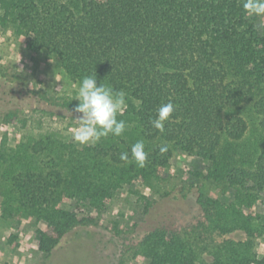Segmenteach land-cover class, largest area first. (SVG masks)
<instances>
[{
    "label": "trees",
    "instance_id": "16d2710c",
    "mask_svg": "<svg viewBox=\"0 0 264 264\" xmlns=\"http://www.w3.org/2000/svg\"><path fill=\"white\" fill-rule=\"evenodd\" d=\"M0 28L24 37L28 51L56 57L78 85L96 74L98 85L123 90L128 105L118 115L125 134L95 146L79 148L56 132L25 136L15 147L3 143L4 224L16 234L30 225L35 247L49 259L70 233L102 226L121 189L164 180L180 152L196 179L226 187L228 201L198 193L178 226L153 225L138 239L115 227L108 229L113 243L98 244L115 247L118 264L137 257L146 264H264L256 250L264 236V25L246 15L242 0H0ZM168 102L176 110L160 132L151 121ZM78 103L55 102L68 111ZM141 140L143 168L131 159ZM124 152L129 162L120 159ZM166 202L183 218V203ZM237 230L245 239L217 238ZM16 234L7 241L13 250Z\"/></svg>",
    "mask_w": 264,
    "mask_h": 264
},
{
    "label": "rangeland",
    "instance_id": "374dc122",
    "mask_svg": "<svg viewBox=\"0 0 264 264\" xmlns=\"http://www.w3.org/2000/svg\"><path fill=\"white\" fill-rule=\"evenodd\" d=\"M257 18L258 23L264 25V17ZM3 85L19 95L14 96L11 93L8 99L0 98V147L3 143L15 147L25 136H38L48 132L60 133L70 142H74L72 130L78 126L74 119L80 114L65 110L55 102L64 98L74 99L79 85L69 78L56 57L28 51L24 37L0 28V87ZM50 112L56 115L51 116ZM205 167L206 163L202 162L198 169L203 170ZM191 169L190 158L180 152L175 153L164 180L152 186L138 185L136 188L121 189L101 216L102 226L90 228L85 235L82 230L70 233L49 259L35 247L30 225H26L16 234L13 228L0 219V264H118L115 256L117 249L98 244L99 241L107 243L109 240L113 243L109 231L115 227L125 230L127 236L138 239L153 225L176 227L182 220H187L189 216L184 213L189 210L192 201L196 202L198 193L219 198L223 202L228 201L230 192L223 184L196 179L189 173ZM168 194L170 195L165 197ZM172 200L175 204L183 203L182 208L186 209L181 211L183 218L172 215L174 204L166 202ZM149 204H153L149 210L153 213L151 218H148V214L144 215ZM165 204L168 209L164 207ZM15 234L18 235L17 250H13L7 242ZM245 237V232L241 230L217 236L220 241L241 240ZM96 247L101 249L97 253L99 255H89L86 260L75 262V252L81 251L85 255L86 250L94 252ZM256 250L259 255H264V236L257 240ZM125 264L146 262L137 257L128 258Z\"/></svg>",
    "mask_w": 264,
    "mask_h": 264
},
{
    "label": "clouds",
    "instance_id": "9594fccd",
    "mask_svg": "<svg viewBox=\"0 0 264 264\" xmlns=\"http://www.w3.org/2000/svg\"><path fill=\"white\" fill-rule=\"evenodd\" d=\"M242 7L248 16L264 17V0H242ZM126 97L123 90H114L103 82L98 85L96 74L85 76L75 92L74 100L79 103L74 111L80 115L74 119L78 126L72 130V140L80 146L90 147L109 136H123L127 125L124 120L118 119V115H122L128 107ZM175 110L176 106L171 102L160 105L156 118L151 121L153 128L163 132ZM159 151L163 155L169 148L166 144L161 145ZM131 154L137 166H146L148 153L142 140L132 146ZM120 159L130 161L127 152L121 153Z\"/></svg>",
    "mask_w": 264,
    "mask_h": 264
},
{
    "label": "flooded vegetation",
    "instance_id": "af4514ba",
    "mask_svg": "<svg viewBox=\"0 0 264 264\" xmlns=\"http://www.w3.org/2000/svg\"><path fill=\"white\" fill-rule=\"evenodd\" d=\"M11 93H12L14 96L19 95V94H17V92H14V93H13V92L9 91V90L7 89V87H5L4 85H3V87H0V95H1L0 98L8 99V97H9V95H10Z\"/></svg>",
    "mask_w": 264,
    "mask_h": 264
}]
</instances>
